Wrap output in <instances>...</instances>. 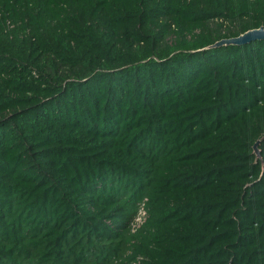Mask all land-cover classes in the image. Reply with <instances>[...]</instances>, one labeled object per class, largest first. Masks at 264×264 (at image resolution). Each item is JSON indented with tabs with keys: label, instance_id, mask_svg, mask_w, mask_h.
Listing matches in <instances>:
<instances>
[{
	"label": "trees",
	"instance_id": "16d2710c",
	"mask_svg": "<svg viewBox=\"0 0 264 264\" xmlns=\"http://www.w3.org/2000/svg\"><path fill=\"white\" fill-rule=\"evenodd\" d=\"M260 28L264 0H0V264H264V41L211 48Z\"/></svg>",
	"mask_w": 264,
	"mask_h": 264
},
{
	"label": "water",
	"instance_id": "95a60500",
	"mask_svg": "<svg viewBox=\"0 0 264 264\" xmlns=\"http://www.w3.org/2000/svg\"><path fill=\"white\" fill-rule=\"evenodd\" d=\"M256 41H264V28L249 31L236 38L222 40L211 48H219L223 46H244ZM259 146L260 141H258L253 147L254 154L256 155L257 159H261V152Z\"/></svg>",
	"mask_w": 264,
	"mask_h": 264
},
{
	"label": "built area",
	"instance_id": "2783aa9c",
	"mask_svg": "<svg viewBox=\"0 0 264 264\" xmlns=\"http://www.w3.org/2000/svg\"><path fill=\"white\" fill-rule=\"evenodd\" d=\"M148 219V210L146 208L145 202L139 205L136 216L134 217L130 230L132 234H136L139 230L146 224Z\"/></svg>",
	"mask_w": 264,
	"mask_h": 264
},
{
	"label": "clouds",
	"instance_id": "9594fccd",
	"mask_svg": "<svg viewBox=\"0 0 264 264\" xmlns=\"http://www.w3.org/2000/svg\"><path fill=\"white\" fill-rule=\"evenodd\" d=\"M143 227H144V226H143ZM143 227H142V228H143ZM142 228H141V229H142ZM141 229H140V230H141ZM140 230H139V231H140ZM130 231H131V230H130ZM131 233H132V232H131ZM136 234H137V233H136Z\"/></svg>",
	"mask_w": 264,
	"mask_h": 264
}]
</instances>
